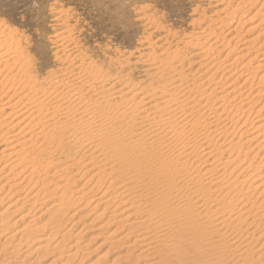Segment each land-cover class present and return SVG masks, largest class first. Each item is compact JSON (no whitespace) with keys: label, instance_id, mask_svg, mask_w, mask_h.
<instances>
[{"label":"bare ground","instance_id":"bare-ground-1","mask_svg":"<svg viewBox=\"0 0 264 264\" xmlns=\"http://www.w3.org/2000/svg\"><path fill=\"white\" fill-rule=\"evenodd\" d=\"M236 9L224 11L222 20L227 24L221 23L231 24ZM240 19L225 36L239 37ZM255 30V37L239 47V43L234 44L224 58V49H220L226 40L223 33L210 44L208 37H198L193 47L198 52L197 61L188 63L187 57L177 53L162 63V58L150 55L152 65L160 62L150 76L159 85L141 89L119 79L110 81L96 67L69 56L61 59L58 73L39 79L2 30L0 163L5 158L7 161L0 168V181L8 176V181L19 178L9 191L19 188L25 196L0 212V223L6 210L19 201L22 207L29 206L30 216V211L40 213V201L57 196L58 200L50 205L56 208L48 219L51 222L35 227L39 232L49 230L47 236L35 240L32 235L37 244L34 252L43 249L52 254L65 249V244L56 243L55 238L67 216L64 212L87 194L95 193L85 202H93L89 212L95 213L98 207L101 210L92 218L94 222L106 212L110 214V219L98 228L115 227L103 241L119 248L117 261L264 264V172L257 173L264 167V17L246 34ZM253 86L256 90L252 92ZM53 154L62 156V163L52 164ZM6 170L9 173L3 172ZM85 178L82 187L73 190ZM249 181L252 183L244 189ZM90 182L93 185L83 193ZM8 193L5 199L10 197ZM12 226L8 225L9 229ZM5 229H0L3 242L25 231L19 229L4 238ZM26 231L31 236L33 231ZM61 236L59 242L69 238L64 233ZM20 239L12 240L13 246L7 242L12 246L8 256L11 260L5 259L6 246L0 248V264H10L18 248L29 243H21ZM74 248L61 264L78 254ZM18 263L23 264L22 260H14Z\"/></svg>","mask_w":264,"mask_h":264},{"label":"rangeland","instance_id":"rangeland-1","mask_svg":"<svg viewBox=\"0 0 264 264\" xmlns=\"http://www.w3.org/2000/svg\"><path fill=\"white\" fill-rule=\"evenodd\" d=\"M221 1L222 0H218L219 3L217 4L216 0H0V32L3 30L8 34L9 40L14 42L13 46L16 44L15 48L16 50L18 49L17 52L22 54L23 61L30 62L31 71L33 70L32 74L39 79L45 78L51 73H58L62 69L61 59L63 60L65 56H69L71 58H77L79 62L83 61L84 63L86 62V64H91L94 68L96 67L101 73H105L107 78L110 77V81L119 79L123 81L124 84L130 83V86L134 85L140 89L150 86L157 87L159 85L158 82H156L154 77L152 78L150 76L156 72V67L160 62L158 61L156 65H152L150 55L153 54V57L155 55L156 58L157 56L158 58H162V63L170 61L177 53L187 57L188 63L194 61V59L197 61L198 57H195V55L198 52L193 47L198 37H208L206 41L210 44L209 42L213 40L216 35L219 36L223 33V36H225L229 29L236 26L240 17L242 24H240V30H238L239 32L241 31L239 37L231 34L225 36L227 41L224 40L225 43L223 42L222 45L220 44L221 47L219 46L220 49H224L222 50L221 57L224 58L238 43L237 46L239 47L242 43L257 35L256 30L247 34L246 31L252 25L257 24L260 18L264 17L262 14L264 13V7L262 6L264 0H252L250 3H248V0H226V3L223 0L224 4ZM235 9L238 12L235 16V20L228 26H225L223 23L225 22V24H227V21L222 20L225 16L224 11L228 13L230 10ZM260 9H263L260 11L261 14L254 17ZM251 18L254 19V21H252ZM220 25L222 26L220 27ZM209 29H211L209 32L210 34H208ZM212 29L214 31L216 30L215 33ZM218 29H222L223 31ZM218 32L219 34H216ZM195 37L197 38L195 39ZM234 52L236 53V51ZM233 56H235V54H230L229 57ZM248 57H252V55L249 54ZM261 71L262 70L257 71V75H259ZM262 85L264 86V84ZM251 90L252 92L255 91L256 86H253ZM15 131L17 132V130ZM53 155L54 159L56 157L59 158L54 160L52 157V159H50L51 161L53 160L52 164H55V162H58L56 164H60L62 160H64L62 156ZM242 157L243 154L240 155V158ZM5 161H7V158H5ZM5 161L1 160L0 168ZM253 168H255V165L252 166V169ZM3 172L6 174L9 173L8 170ZM16 172H18V170H16ZM52 172L53 171L50 173ZM258 172L263 173L264 167L257 171V173ZM9 178L10 176H8V179ZM8 179L5 178V180L0 181V187L2 189H0V198L2 200H0V203L5 201L0 204V212L5 210L7 205L14 204L16 200H21V197L25 196L24 191L22 189L19 191V188H11L12 192L9 191L10 186L16 184L19 178L10 179L9 181ZM85 180L86 178L77 183V186L73 190L82 187L81 185L85 183ZM5 183L7 184L5 185ZM93 183L94 182H90L85 185L82 192L86 193ZM251 183L252 181H249L243 188L246 189ZM3 184L5 187L2 188ZM104 187H107L106 183L103 189ZM30 188L31 187H28V189ZM16 191L18 193H16ZM7 193L11 199H9V196V198L5 199V194ZM33 194H35V191H33ZM94 194H87L85 198L81 202L75 204L71 210L69 208V211L67 210L64 212V216L67 215L65 217L66 221L67 218L70 219L69 216H71V214L79 210L72 219H68L66 222L63 221L62 226H59V230L61 231H59L60 234L58 233L60 236L57 234L55 237L56 243L65 244V249L55 250V253L53 252L52 254L45 251L42 252L43 249L34 252L37 245L34 244V239L36 240L37 238L38 240L39 238H44L47 236V232H49V230L47 232H39L35 227L39 229L43 224L50 221L48 219L53 216L52 212L55 213L54 210L56 209L50 205H53L55 200H58V198H56L57 196H52L53 198L51 197V199L47 197L42 201L38 199L37 204L41 202L43 210L41 209V211H39L40 213L36 214L30 211V216L28 215L29 206L24 205V207H22L21 201L15 204V206L12 205L13 207L11 206L6 210V214H4L1 219L4 220L3 223L6 222V224L0 223L1 230L6 228L4 235L2 234L5 236L4 238H8V236L19 229L25 231H29V229L33 231L32 229H34V234L32 232L31 236L34 235L35 237L33 239L32 236L30 239V232L21 231L19 234L21 235L25 232L26 235L24 234L25 236H23V238L27 239L29 237L28 241L25 239V241H22L23 238L21 237L22 239H20V235H18V237L16 235L14 238L15 240L11 239L7 241H10V244L12 242L15 244V242L20 239L21 243H30H27V245L29 244L30 246L24 243L25 245L18 248L20 251L16 253L17 255H14L15 257L12 256L14 258L10 264H14V260H22L23 264H29L38 256L40 258L42 257L41 263H39L40 259L38 257V259L35 258L30 264H34L36 261H38V264H50L52 262H54L53 264H61V260L62 262L63 260L65 261L66 254L72 253L73 251L71 249L75 246L74 249H78V252H76V254H78L75 255L73 259H69V262L66 264H126L121 259L119 261L116 260L121 252L119 248L113 246L110 242L105 243V241H103L106 237V233L113 231L115 227H105L106 229L98 228V225L105 222V219H110V214L106 212L101 220H95V222L92 219L96 212L98 211L97 213H99L101 210L98 207L95 213L93 211L89 212L93 202L91 201L89 204H86L85 201ZM48 195L52 194H47V196ZM45 201L47 202L43 205ZM47 207L49 208V211L47 210L48 212L44 211L48 209ZM19 208L21 209L19 210ZM100 208L102 207L100 206ZM14 210H16V212ZM33 212H35V210H33ZM41 212H43V214ZM31 217H34L35 220H32L33 218ZM29 221H31L30 224ZM12 223H14V226L11 225ZM8 225L12 227L9 229ZM27 225L30 227H26ZM7 227L9 230H7ZM69 229L71 232H69ZM81 229L84 230L81 232ZM67 232H69V234H67ZM78 232H81V235L79 238H76V236L78 237V235H76ZM63 233L65 236L69 235V238L68 236L65 237L69 239V241L64 238L65 240H63L65 242L62 240V242H59ZM37 234L39 235L37 236ZM70 234H72V237ZM91 237H94L92 241L89 240ZM3 240L4 239L0 241V248L2 249L6 246L8 253L5 259H8L13 244H11V246L9 243L3 242ZM76 243L78 244L75 245ZM18 249L16 248V250ZM136 250H138V248H136ZM44 253H46V257ZM24 254L26 255L25 257ZM133 254L136 255L137 252ZM31 257L32 259L30 260Z\"/></svg>","mask_w":264,"mask_h":264}]
</instances>
